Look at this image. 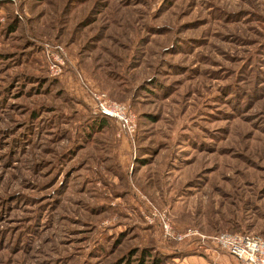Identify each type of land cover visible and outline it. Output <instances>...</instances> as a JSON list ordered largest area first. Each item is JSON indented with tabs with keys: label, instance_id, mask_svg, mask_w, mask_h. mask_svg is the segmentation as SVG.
<instances>
[{
	"label": "rangeland",
	"instance_id": "1",
	"mask_svg": "<svg viewBox=\"0 0 264 264\" xmlns=\"http://www.w3.org/2000/svg\"><path fill=\"white\" fill-rule=\"evenodd\" d=\"M164 220L264 239V0H0V264H235Z\"/></svg>",
	"mask_w": 264,
	"mask_h": 264
},
{
	"label": "built area",
	"instance_id": "2",
	"mask_svg": "<svg viewBox=\"0 0 264 264\" xmlns=\"http://www.w3.org/2000/svg\"><path fill=\"white\" fill-rule=\"evenodd\" d=\"M10 1L18 3L20 0ZM56 47L60 49L59 46ZM89 94L94 99L99 112L117 119L120 122L122 131L127 134L128 121L120 110L116 107H108L100 102L99 97L92 92H89ZM162 226L166 237L185 243L182 248H187L194 242H199L207 245L210 249H219L226 252L237 264H264V239L257 234L222 231L207 235L195 228H186L184 231L176 232L171 228L167 220L163 221Z\"/></svg>",
	"mask_w": 264,
	"mask_h": 264
},
{
	"label": "trees",
	"instance_id": "3",
	"mask_svg": "<svg viewBox=\"0 0 264 264\" xmlns=\"http://www.w3.org/2000/svg\"><path fill=\"white\" fill-rule=\"evenodd\" d=\"M100 115H101L100 121L110 117V116L102 114V113H100ZM100 121H99V124H100ZM203 249L207 250L208 247L203 245V244H201V243H199V242H194L190 247H188V248L184 249L183 251H181V254L192 253V252H195V251L202 253ZM116 264H144V262L143 261L133 262L132 260H125L123 258L122 260H119Z\"/></svg>",
	"mask_w": 264,
	"mask_h": 264
},
{
	"label": "crops",
	"instance_id": "4",
	"mask_svg": "<svg viewBox=\"0 0 264 264\" xmlns=\"http://www.w3.org/2000/svg\"><path fill=\"white\" fill-rule=\"evenodd\" d=\"M199 258L202 259V257H199ZM203 259H204V258H203ZM204 261H206V260L204 259ZM204 261H203V262L201 261V262H199V263H197V264H209V262L207 263V261H206V262H204ZM231 263H232V262H231ZM210 264H211V263H210ZM232 264H233V263H232ZM235 264H237V263L235 262Z\"/></svg>",
	"mask_w": 264,
	"mask_h": 264
},
{
	"label": "bare ground",
	"instance_id": "5",
	"mask_svg": "<svg viewBox=\"0 0 264 264\" xmlns=\"http://www.w3.org/2000/svg\"><path fill=\"white\" fill-rule=\"evenodd\" d=\"M114 112H116V111H114Z\"/></svg>",
	"mask_w": 264,
	"mask_h": 264
}]
</instances>
